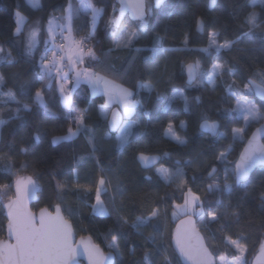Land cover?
Instances as JSON below:
<instances>
[{
	"label": "trees",
	"instance_id": "16d2710c",
	"mask_svg": "<svg viewBox=\"0 0 264 264\" xmlns=\"http://www.w3.org/2000/svg\"><path fill=\"white\" fill-rule=\"evenodd\" d=\"M69 2L39 0L38 6H32L27 0H0V55L5 57L0 60L4 78L0 93L11 90L16 94L15 100L3 96L7 103H0V120L4 121L0 124V239L6 236L3 206L14 195L13 183L19 176L32 175L41 186L33 209L60 205L71 221L77 218L73 223L77 235L92 237L105 250H113L109 245L115 237L120 249L115 264H147L146 256L151 264H182L172 245L173 227L179 219L173 218V211L191 188L203 202L204 218L194 216L217 263L222 256L238 254L229 239L243 245L246 260H252L264 244V167L252 173L247 188L234 183L230 175L229 192L224 189V169L231 165L216 157L231 146L227 160L235 161L252 130L264 121L246 125L235 109L237 99L246 96L254 98L264 112V101L244 87L250 78L261 82L264 74V32L257 29L253 35H244L249 13H257L258 22L264 25V1L219 0L211 10L208 0H163L158 7L151 0V14L142 28L129 15L118 27L110 25L109 20L117 18L119 4L93 0L103 8L90 42L99 62L86 53L84 65L132 89L137 104L130 116L135 125L121 149L117 130H110L108 124L117 104L102 115L98 108L105 95L93 94L81 82L73 89L71 106H66L56 79L41 71L42 53L50 43L45 41L48 19L63 14ZM77 9L80 1L73 0V30H89L91 10ZM16 10L27 18L19 33H15ZM198 18L204 22L203 34L196 30ZM33 30L37 35L31 38L29 50ZM128 32L135 33L131 44L117 47L126 42ZM213 33L217 44L235 43L218 50L212 45ZM189 62L202 70L215 62L226 68L214 85L205 80L188 85L185 65ZM149 82L150 89L139 87ZM37 90L47 108L36 102ZM81 115L83 129L53 143L54 136L77 126L72 117ZM203 119L220 121L216 136L200 131ZM182 121L183 144L165 133L169 124L179 128ZM234 128H244L243 139H233ZM139 153L159 154L160 162L144 169L137 160ZM158 165L179 169L182 174L165 179L156 170ZM214 166L218 170L209 178ZM102 177L107 184V191L101 192L107 215L95 214L92 207ZM214 180L220 190L209 191ZM154 209H159L158 217L139 231L132 226ZM212 212L215 220L209 215Z\"/></svg>",
	"mask_w": 264,
	"mask_h": 264
},
{
	"label": "snow or ice",
	"instance_id": "6c2138e0",
	"mask_svg": "<svg viewBox=\"0 0 264 264\" xmlns=\"http://www.w3.org/2000/svg\"><path fill=\"white\" fill-rule=\"evenodd\" d=\"M121 8L120 11L123 12L126 9H130L133 13V16L139 20L140 26L143 27L146 25L147 21L145 20L146 6L145 0H120ZM156 6H160L163 3V0H155ZM215 4V0H210V5ZM80 9L87 10L91 9L93 27L95 26V20L100 12L103 10L97 8L93 4V0H81ZM80 9H77L79 11ZM19 17L20 14L17 13ZM73 17V6L69 2L67 7V15L64 17L66 20V27L68 28L69 37L65 39H70L71 37V22ZM49 27V35L52 38L54 44L53 49V58L57 57L56 47L61 50L65 48L64 44L55 45V35L51 28V21ZM110 25L119 26L121 23L120 18L110 19L108 22ZM246 24L248 25V31L244 35H253L255 30L260 29L264 32V25L258 22L257 13L251 12L246 17ZM20 29L17 27V32ZM37 35V31L33 30L30 34V43L29 50L32 47V39ZM135 35L134 32L127 33V40L125 43L117 44V47H128L132 38ZM212 45H214L218 50L220 48L229 49L235 43L234 41H224L222 44H217L215 40L216 33H213ZM90 37L81 38L80 41L71 40V45L75 46V50L79 53H83V43L86 39ZM162 40V38H160ZM2 51V50H0ZM111 51V49H109ZM167 51V49H164ZM69 52V61L75 67L76 63H83V56H77V59L72 60L71 53L73 48L70 46L68 48ZM87 54L93 59L99 62V58L95 55V52L92 48L87 49ZM10 55V54H9ZM5 59L4 56L0 55V60ZM59 59H63L61 56ZM53 66H55L53 64ZM188 71L190 79L195 74V69L193 65H188ZM226 68L225 64L217 63L213 65V70L210 73H200V76L207 77L210 83H214L215 77L219 74L220 71H223ZM112 70L116 71L115 66H112ZM41 71L45 72L47 75L51 76L52 68L49 67L48 63H44L41 66ZM59 72L60 69H57ZM231 72V69H228ZM66 78V77H65ZM84 81L90 85L93 90V93L102 92L105 96L108 97L109 104L112 102H117L123 105L124 115L127 116L131 112L132 106L136 103L132 100L133 92L123 87L122 85L117 84L115 81L108 79L106 76L102 75L99 72L92 71L91 69L85 68L82 70L76 71V84L78 85ZM4 84L3 76H0V87ZM141 88H151V82L145 85H140ZM231 87V86H229ZM245 89L256 90L257 94L264 101V74H261V82L258 84L256 80H251L248 85L244 86ZM60 92L63 97V102L66 106H71V96L70 93L66 91L65 86L62 84L60 86ZM182 91V90H179ZM235 95V93H232ZM3 96H7L10 100L16 99V94L9 90L7 93H0V103L6 104L7 101L3 99ZM36 102L41 105V107L47 108V105L44 103L42 92L37 90L35 93ZM175 99V96L173 97ZM109 104L102 105V109H107ZM25 108H28L29 105L25 104ZM237 108L241 110L243 115V120L247 124L250 120H260L264 119V112L256 105L255 102L249 100L237 99ZM84 117L83 115L76 118L77 128L73 131L69 128V135L65 137H57L53 139V143H58L61 139H69L75 136L79 131L84 127ZM4 121L0 120V124H3ZM117 124V113L113 112L112 114V126L115 127ZM183 126V122H182ZM132 127V124L129 123L126 125L123 134L121 135L120 144L121 146L128 140L130 135L129 129ZM201 128L210 129L213 134L216 133L217 124L215 122H205L201 125ZM167 134H171L179 143H186V141L180 139L176 136L172 124L168 125ZM233 139H243L244 128H234L233 130ZM264 132V128L257 129V133ZM39 137H37V140ZM91 143V141H90ZM231 146L225 151L219 153L216 157L217 160L225 162L231 167H225L224 169V189L231 192L232 184L228 182L229 176L234 177V183L243 184L245 188L248 187V180L250 172L257 167V165L264 166V143L260 142V138L257 134L248 139L246 146L239 155L238 159L235 161H228L227 156L229 155ZM139 159L145 164V166L151 164L155 161L156 157H151L140 155ZM158 172H162L165 176V179L169 178V173L167 169L160 168L157 169ZM217 170L215 167L212 168L209 172V176H214ZM104 181H100V185H103ZM36 182L31 177L18 178L16 181V190L17 197L15 200H11L8 207V230L10 236L14 238V243H6L0 241V264H75V258L81 252L85 254L89 260V264H112L111 253L108 256H105L104 253L100 250L99 246L92 245L89 242L81 239L80 244L82 248H73L71 243V229L70 225L63 219L60 215V210L57 208L55 216L46 214L44 210L41 211L39 220L27 211L26 204L27 200L30 197L31 193L36 189ZM220 190V186L214 180L212 184L208 186V190L212 191L213 189ZM106 192V188L97 187L96 189V203L92 206L93 212L99 215H107L108 209L105 207L104 202L101 200V192ZM184 201L183 204L175 205L176 211L173 215L177 214V211L188 215L193 213L199 215L201 219L204 218L205 210L203 202H201L200 196L192 191L191 188H188L184 192ZM160 215L159 209H154L148 217H138L137 220L133 223V227L138 231L144 227L150 220ZM212 220L216 219V213L212 212L209 214ZM125 222H127L125 220ZM154 239V237H152ZM176 246L179 249V252L182 257L186 260L191 261L192 264H212L211 254L204 247L201 242L199 233L195 228L191 216L188 215V219L181 221V225L178 226L176 231ZM195 240V243H193ZM233 245L237 247L241 252L245 251L242 246L237 241H231ZM110 248L117 254H119L120 249L119 245L116 243V238H112V243L109 245ZM264 247V246H262ZM223 260L224 257H221ZM147 261V256L145 257ZM167 261V257H165ZM240 257H236V264H239Z\"/></svg>",
	"mask_w": 264,
	"mask_h": 264
},
{
	"label": "water",
	"instance_id": "95a60500",
	"mask_svg": "<svg viewBox=\"0 0 264 264\" xmlns=\"http://www.w3.org/2000/svg\"><path fill=\"white\" fill-rule=\"evenodd\" d=\"M218 1L219 0H215V4L210 5V0H208L209 9H211V10L214 9L216 7V5L218 4ZM116 2L119 4L117 17L120 18L121 22L123 21V19H124V17L126 15H129L132 19L137 20L133 16V13H132V11L130 9H126L123 12V14H122L121 11H120V8H121L120 0H116ZM145 6H146L145 18H146L148 16V13H147V0H145ZM196 30L200 34H203L204 33V22H203V20L201 18H198ZM190 64L193 65L194 69L196 70L194 76L191 79H190L189 71H188V67H187ZM185 75H186V83L188 85H193L198 80V66H197V64L195 62H189V63H187L185 65ZM251 80H255V79L250 78L248 80V84H249V82ZM256 82L258 84L260 83L257 80H256ZM251 91L253 92L255 98H257L258 100H261L262 101V98L257 94V92H256V90L254 88ZM113 112H116L117 113V124H116L115 127L112 126V114H113ZM123 118H124V113L120 109V107L119 106L114 107L111 110V112L109 114V118H108V124H109L110 130L116 131L120 127V125H121V123L123 121ZM205 120H207L210 123L211 122H215L217 124V129H216V133L215 134H213V132L210 129L201 128V125L205 122ZM220 126H221L220 125V121L218 119H203L200 122V124H199V129H200L201 132L206 133V134H208L210 136H216L219 133V131H220ZM261 128H264V121L261 122V123H259L252 130V132L250 133L249 137L245 141V143H244V145H243V147H242L239 155L241 154V152L243 151L244 147L246 146V144L248 142V139H250L253 136V134H257L258 137L260 138V142L264 143V132L257 133V129H261ZM141 154L142 153H139L137 155V160L141 164L142 168H144V169L152 168V167H154L155 165H157L160 162V155L159 154H147V153H143L144 155H147V156L156 157V159H155L154 162H152L151 164L145 166V164L139 159V157H140ZM239 155H238V157H239ZM214 167L216 168V170L218 169L217 166H214ZM258 167H264V166L257 165V167H255L250 172L249 178L251 177L252 173ZM211 170L209 172H211ZM26 177H31L36 182V185H37L36 189L31 193L30 197L28 198L27 204H26L27 211L30 212L36 218L37 221L39 220V217L41 215V211L42 210H44L46 214H50L52 216H55L56 215V212H57V208H59L60 215L70 225V229H71V243H72L73 248H78V249L82 248V245L80 244V241H81V239H83L84 241L89 242L92 245L99 246L100 250L104 253L105 256H108L111 253V256H112V264H115L116 257H117L116 256V253L114 251H106L101 245H99L98 243H96L93 240V238L90 237V236H78L77 233H76V231H75V227H74L73 222L65 215V213L63 212V209H62V207L60 205H56L54 208L41 207L38 210H34L33 209L32 205L34 203L38 202V200H39V193H40V190H41V186L38 183V181L32 175H22V176H19V177H17L15 179V181L13 183L14 195L7 202H5L4 203V206H3L4 215L6 217V224H5V227H6V236L3 239H0V241H4L6 243H9V242L14 243L15 242L14 238L10 236V233H9V230H8L9 216H8V207H7V205L9 204V202L11 200H15L16 197H17V190H16V181H17V179L18 178H26ZM208 177L211 178L213 176L210 177L209 174H208ZM237 185H240V184H237ZM190 216H191V219H192L193 223L195 224V228H196L197 232L199 233V236L201 238V242L203 243L204 247L208 250V252L211 254L212 264H217V259H216L215 255L212 253L211 249L209 248L203 232L198 227L197 218L194 215H190ZM187 219H188V215H184V216L180 217L176 221V223H175V225L173 227V231H172V245H173V248H174L175 252L177 253L178 257L180 258L182 264H192L191 261H188L184 257L181 256V254L179 252V249L176 246V239H175V237H176V231H177L178 226L181 225V221H185ZM193 243H195V240H193ZM75 264H89V260H88L87 256L81 252L80 254H78L76 256V258H75ZM252 264H264V247H262L260 249V251L257 253V255L254 257Z\"/></svg>",
	"mask_w": 264,
	"mask_h": 264
},
{
	"label": "rangeland",
	"instance_id": "374dc122",
	"mask_svg": "<svg viewBox=\"0 0 264 264\" xmlns=\"http://www.w3.org/2000/svg\"><path fill=\"white\" fill-rule=\"evenodd\" d=\"M32 6H38L39 5V0H27ZM73 0H70V2H71V4L73 3L72 2ZM80 1V4H81V0H79ZM264 0H251V4H256V3H258V2H263ZM154 2H155V0H154ZM69 4V3H68ZM72 6H73V4H72ZM96 6V5H95ZM68 7V6H67ZM67 7H66V10H65V12L63 13V14H61L60 16H56V15H52V16H50L49 17V19H48V23H47V36L45 37V41L46 42H50V41H52V38H51V36L49 35V27H50V21H51V28H52V30H53V34L55 35V33H56V31L58 30V28H60V31H65V32H67L68 34H69V32H68V28L66 27V20L64 19V17L67 15ZM97 8H100V9H102L103 10V8L102 7H99V6H96ZM91 10V9H90ZM92 12V11H91ZM17 13H19L20 14V16L18 17L17 16ZM101 13L102 12H100L99 14H98V16H97V18H96V20H95V26H96V24H97V22H98V20H99V17H100V15H101ZM147 13H148V15H150L151 14V0H148L147 1ZM15 15H16V28H15V33H19L23 28H24V24H25V22H26V16L24 15V13L23 12H21V11H19V10H16L15 11ZM145 20L147 21V17L145 18ZM141 23V22H140ZM95 26L93 27V19L91 20V28L90 29H94L95 28ZM147 26V23H146V25L145 26H143L142 28H145ZM17 27H19V29H20V31L19 32H17ZM71 28H72V22H71ZM73 30V29H72ZM72 33V32H71ZM68 43V42H67ZM67 45V44H66ZM66 47V46H65ZM65 49V48H64ZM63 49V50H64ZM85 57V56H84ZM83 63H84V61H83ZM217 63H221V62H215L213 65H215V64H217ZM42 64H44V63H42ZM222 64V63H221ZM213 65L208 69V70H202V68L200 67V65L199 64H197V66H198V80H205V81H207L209 84H211V85H214L215 83H216V81H217V78H218V76L220 75V72H219V74L215 77V80H214V83H210L209 82V80L207 79V77H201L200 76V73H210L212 70H213ZM51 67H55V69H56V71H57V67L56 66H51ZM82 67V66H81ZM82 69H85V66H83L82 67ZM81 68H80V70H82ZM57 74V73H56ZM56 77H58L57 78V84H58V87H59V89H60V86L63 84L64 86H65V89H66V91L67 92H69L70 93V96H71V104H72V92H73V89H74V87L75 86H77V84H76V82H72V83H69V82H64L65 80L63 79V78H65V77H61V76H57L56 75ZM108 78V77H107ZM108 79H110V80H113V79H111V78H108ZM197 80V81H198ZM113 81H115V80H113ZM196 81V82H197ZM117 84H119V85H122L123 87H125V88H128V89H130L129 87H127V86H125V85H123V84H121V83H119V82H117V81H115ZM80 84V83H79ZM131 91H132V89H130ZM93 91V90H92ZM133 92V91H132ZM97 93H102V92H97ZM94 94V93H93ZM96 94V93H95ZM239 99H241V100H244V99H246V100H249V101H253V102H255L256 103V101H255V99L254 98H250V97H246V96H243V97H240ZM132 100H133V96H132ZM62 101H63V97H62ZM134 101V100H133ZM64 103V102H63ZM105 104H109V100H108V97L107 96H105V102L103 103V104H100V106H99V110H100V113L102 114V115H107L108 113H109V111H110V109H111V107L114 105V104H117V106H119L120 107V109L123 111V113H124V107H123V105L122 104H120V103H117V102H112V103H110L109 104V107L107 108V109H102V105H105ZM137 105V104H136ZM257 105V104H256ZM132 108H133V106H132ZM131 108V109H132ZM235 109L237 110V111H239L240 113H241V115H242V112H241V110L240 109H238L237 108V101H236V104H235ZM243 116V115H242ZM72 118H74V120L76 121V118L77 117H72ZM251 121H253V120H250L248 123H250ZM254 121H259V120H254ZM182 122H183V126H182ZM181 123H180V125H179V128H175L174 127V125L172 124V126H173V130H174V132H175V134H176V136H178V137H180V139H182V140H184V141H186V137H185V135H184V133H183V130H184V128H185V122L184 121H182ZM129 123H131L132 124V127L129 129V132H130V134H131V131H132V128L134 127V125H135V122L133 121V120H131L130 119V117H128V115L127 116H125L124 115V118H123V121H122V123H121V125H120V127L117 129V138H118V147L121 149V148H123V146L127 143V141L121 146V144H120V137H121V135L123 134V131H124V129H125V127H126V125L127 124H129ZM247 123V124H248ZM246 124V123H245ZM246 124V125H247ZM73 131H75L76 130V128H77V126H71L70 127ZM168 128V127H167ZM167 128H166V130H167ZM165 133H166V135L167 136H170V137H172V138H174L171 134H167V131H165ZM69 135V132L67 133V134H65V135H56V136H54L53 137V139L54 138H57V137H65V136H68ZM129 137H130V135L128 136V139H129ZM175 139V138H174ZM62 140V139H61ZM176 140V139H175ZM60 141V140H59ZM160 168H164V169H167L168 170V173H169V179H171V178H173V177H179V176H181V171L179 170V169H177V170H175L174 168H167V167H164V166H162V165H158L157 167H156V170L157 169H160ZM160 174H162L163 176H164V174L162 173V172H159ZM106 178V177H105ZM104 177H102L101 179H100V181L101 180H103L104 181V184L103 185H100V181H99V185H98V187H102V188H106L107 187V184H106V179H105ZM102 201H103V199H101ZM104 202V201H103ZM95 203H96V199H95ZM94 203V204H95ZM177 204H183V202L182 203H176L175 205H177ZM104 205H105V207L107 208V205H106V203L104 202ZM174 211H176V209H174ZM174 211H173V213H174ZM185 214H183V213H180V212H178L177 211V214L176 215H173V218L174 219H176V218H180V217H182V216H184ZM188 215H196V214H193V213H189ZM72 221H73V223H76L77 222V218L76 217H73L72 218ZM231 241H237V240H231V239H229V242L231 243ZM238 242V241H237ZM239 243V242H238ZM232 244V243H231ZM240 244V243H239ZM233 245V244H232ZM241 245V244H240ZM236 249H237V247L235 246V245H233ZM242 246V248L243 249H245V247L243 246V245H241ZM262 246H264V244L262 245ZM113 251V250H112ZM237 251H238V254L236 255V256H234V257H229V256H227V255H225V256H222V257H224V259L222 260L221 258L219 259V264H236V257H240V260H239V264H252V262H253V259L252 260H250V261H248V260H246V257H245V251H243V252H241L240 250H238L237 249ZM146 263L147 264H151L149 261H146ZM218 264V263H217Z\"/></svg>",
	"mask_w": 264,
	"mask_h": 264
},
{
	"label": "built area",
	"instance_id": "2783aa9c",
	"mask_svg": "<svg viewBox=\"0 0 264 264\" xmlns=\"http://www.w3.org/2000/svg\"><path fill=\"white\" fill-rule=\"evenodd\" d=\"M93 36V30L89 29V30H84V31H72L71 33V37L72 40L75 41H80L81 38L84 37H90L88 39H86L82 45L83 47V54L85 56V54L87 53V49L90 48V42ZM66 37H69V34L65 31H59L56 35H55V45H60V44H64L66 46L67 42L69 39H65ZM54 44L52 41H50L49 45L44 49L42 56H43V61L44 63H48V65L53 66V64L60 69V71H56L57 76L63 75L64 73L68 72L71 70L70 65L68 63V60L63 57V49L61 50L60 48L56 47L55 50L57 52V57L54 59L53 58V49H54ZM63 57V59H59L60 57ZM72 82L74 81L73 76L71 77Z\"/></svg>",
	"mask_w": 264,
	"mask_h": 264
},
{
	"label": "crops",
	"instance_id": "0c3cea01",
	"mask_svg": "<svg viewBox=\"0 0 264 264\" xmlns=\"http://www.w3.org/2000/svg\"><path fill=\"white\" fill-rule=\"evenodd\" d=\"M73 2V1H72ZM73 4V3H72ZM72 29H73V27H72ZM60 31V28H58V30L56 31V33H55V35L58 33ZM73 31V30H72ZM71 40H72V38H70L69 40H68V43H67V45H66V47H65V49L63 50V57H65L67 60H68V63H69V65H70V68H71V70L70 71H68V72H66V73H64L63 75H60L61 77H66V78H63L65 81V83L66 82H69V83H72V80H71V77L73 76V78H74V81L73 82H75V80H76V71H78V70H80V68L82 69V67L83 66H85L84 65V63H76L75 64V67H73V65H72V63L69 61V52H68V48L71 46L72 48H73V52L71 53V55H72V60H76L77 59V56H79V55H82L83 56V61H84V54L83 53H79V52H77L76 50H75V46L74 45H71ZM82 66V67H81ZM49 67H51V65H49ZM52 68V72H51V75H53V77L56 79V82H57V78L58 77H56V69H55V67H51ZM85 68H87V67H85ZM81 82H84V81H81ZM86 83V82H85ZM88 84V83H87ZM58 85V84H57ZM89 85V84H88ZM90 86V85H89ZM90 89H91V91H92V88L90 87ZM92 93H93V91H92ZM96 94H103V93H96ZM134 100V99H133ZM135 102H136V100H134ZM135 106H136V103L134 104V106H133V108L131 109V112H130V114L128 115V117H130L132 114H133V112H134V109H135Z\"/></svg>",
	"mask_w": 264,
	"mask_h": 264
},
{
	"label": "flooded vegetation",
	"instance_id": "af4514ba",
	"mask_svg": "<svg viewBox=\"0 0 264 264\" xmlns=\"http://www.w3.org/2000/svg\"><path fill=\"white\" fill-rule=\"evenodd\" d=\"M218 170V169H217ZM106 251H112V250H106Z\"/></svg>",
	"mask_w": 264,
	"mask_h": 264
}]
</instances>
